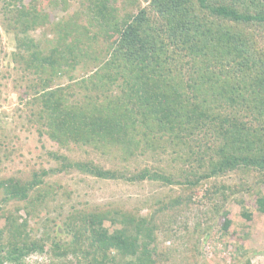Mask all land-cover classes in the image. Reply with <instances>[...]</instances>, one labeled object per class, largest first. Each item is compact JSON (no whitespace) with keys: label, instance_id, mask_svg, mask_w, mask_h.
Returning a JSON list of instances; mask_svg holds the SVG:
<instances>
[{"label":"trees","instance_id":"1","mask_svg":"<svg viewBox=\"0 0 264 264\" xmlns=\"http://www.w3.org/2000/svg\"><path fill=\"white\" fill-rule=\"evenodd\" d=\"M80 1L85 11L53 22L36 0H5L4 14L12 16L4 20L22 36L16 59L28 60L43 83L49 136L61 146L91 144L113 162L108 169L92 161L62 168L103 180H151L178 191L168 205L151 203L146 219L106 207L74 209L62 223L66 238L56 240L46 229L34 240L26 231L29 218L64 192L58 187L51 194L37 174L24 185L0 181L1 202L26 200L24 217L8 214L0 228V264H26L35 253L51 254L49 264H164L168 251L159 250V236H174L175 218L192 208L207 220L220 219L222 235L233 224L231 200L245 221L252 219L236 197L241 193L255 197L253 210L264 217V47L256 45V37L264 39V0H150L148 8L122 19L116 0ZM49 2V8H69V0ZM80 14L86 24L77 21ZM47 25L54 38L42 41L49 48L32 35ZM99 35L108 38L106 72L98 75L101 100L67 111L50 90L43 92L44 77L61 71L62 63L74 68V54L93 50ZM138 157L151 166L128 176ZM229 172L235 182L217 181Z\"/></svg>","mask_w":264,"mask_h":264},{"label":"rangeland","instance_id":"2","mask_svg":"<svg viewBox=\"0 0 264 264\" xmlns=\"http://www.w3.org/2000/svg\"><path fill=\"white\" fill-rule=\"evenodd\" d=\"M28 1L23 0V3ZM49 1L36 0L38 4L36 8L45 11L53 22L63 16L85 11L80 0H69V8L66 11L61 6L49 8ZM149 3L150 0H116L113 7L116 9L115 15L118 19H122L126 15L136 14L139 9L148 8ZM5 5V0H0V181L12 179L24 185L37 174L49 185L51 194L61 187L65 196L48 201L46 207L38 209L34 216L29 218L26 229L31 233L29 235L34 240H40L47 229L51 236L57 238L56 240L66 238L63 236L62 223L74 209L106 207L146 219L151 203L162 201L168 205L171 197L178 191L174 186L151 180L135 182L103 180L72 167L62 168L68 161L71 163L92 161L108 169L113 162L108 160V156H101L99 149L91 144L84 146L68 141L66 145L61 146L57 140L49 136L47 127L50 120L49 112L41 96L43 83H37V74H33L35 67L28 66L26 64L28 60L16 59V53L22 49L18 38L22 36L17 37L13 32V24L10 27L4 20L5 17L12 16L11 13L7 16L4 14ZM8 10L10 12L12 9ZM77 21L86 24L83 14H80ZM51 29L52 27L47 25L34 31L32 35L49 48L51 45L43 41L44 39L52 41L54 37ZM256 38L257 47L263 48L264 39H260L263 37ZM107 47L108 38L105 40L99 35L97 44H93V50L83 48L82 53L74 54L76 63L74 68L62 63L61 71L49 73L44 77L49 80V84L43 92L50 90L54 94L53 100L61 101V108L70 112L96 101L97 98L101 100L102 95L97 88H101L104 82L98 75L106 72L104 61L108 56ZM114 92L119 93V89H114ZM148 161L149 159L143 157L132 159L128 176L142 166L150 167L151 162ZM236 179L237 175L229 172L218 177L217 181L231 184ZM36 194L35 191H30L29 197ZM236 197L252 212L250 221H245L240 216V206L231 200L227 209L233 224L227 233L222 235L219 230L220 219L207 220L200 211L192 208L175 218L174 236L169 240L159 236V250L168 251V258L164 264H246V260L250 264H264V217L253 210L256 207L255 197L246 193ZM2 199L3 194L0 190V228L8 214L15 215L18 212L19 216L24 217L22 207L26 204V200L1 202ZM186 237L190 240L186 241ZM46 248L48 249V246ZM51 259L49 253H35L29 255L25 263L49 264Z\"/></svg>","mask_w":264,"mask_h":264}]
</instances>
